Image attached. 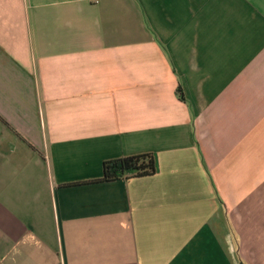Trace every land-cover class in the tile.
Instances as JSON below:
<instances>
[{"label": "crops", "instance_id": "0c3cea01", "mask_svg": "<svg viewBox=\"0 0 264 264\" xmlns=\"http://www.w3.org/2000/svg\"><path fill=\"white\" fill-rule=\"evenodd\" d=\"M0 264H264V0H0Z\"/></svg>", "mask_w": 264, "mask_h": 264}, {"label": "trees", "instance_id": "16d2710c", "mask_svg": "<svg viewBox=\"0 0 264 264\" xmlns=\"http://www.w3.org/2000/svg\"><path fill=\"white\" fill-rule=\"evenodd\" d=\"M180 97L183 98L181 91ZM103 181L143 178L156 174V160L152 154H140L107 160L103 164Z\"/></svg>", "mask_w": 264, "mask_h": 264}]
</instances>
